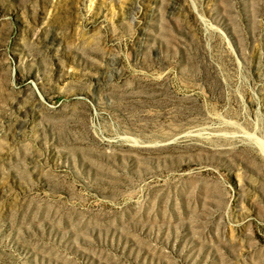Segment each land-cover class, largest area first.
Returning <instances> with one entry per match:
<instances>
[{
    "label": "rangeland",
    "instance_id": "1",
    "mask_svg": "<svg viewBox=\"0 0 264 264\" xmlns=\"http://www.w3.org/2000/svg\"><path fill=\"white\" fill-rule=\"evenodd\" d=\"M0 264H264V0H0Z\"/></svg>",
    "mask_w": 264,
    "mask_h": 264
}]
</instances>
